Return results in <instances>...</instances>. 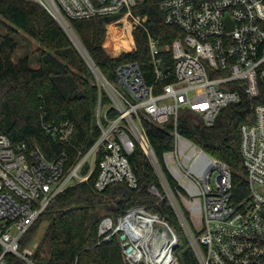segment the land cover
<instances>
[{
    "label": "built area",
    "instance_id": "built-area-1",
    "mask_svg": "<svg viewBox=\"0 0 264 264\" xmlns=\"http://www.w3.org/2000/svg\"><path fill=\"white\" fill-rule=\"evenodd\" d=\"M35 1L61 24L96 77L100 134L84 149L72 142L74 128L69 122L43 123L51 137L76 150L72 161L66 149L50 159L40 148L27 151L15 145L0 130V264H8V253L26 264H39L33 250L22 248L21 239L58 195L88 181L98 164V192L114 184L139 189L131 161L138 145L158 178L149 193L170 204L199 264H264V103L255 104V121L240 128L248 190L240 199L234 194L231 167L179 130L183 113L212 125L224 107L244 96L253 100L261 95L264 0H163L164 22L183 33L170 44H162L150 31L147 15L135 13L143 0ZM95 16L112 17L106 49L115 57L135 53V30L147 32L151 79L136 60L120 63L116 80L107 79L71 26L72 20ZM168 50L171 60L164 54ZM1 120L0 114V125ZM169 122L173 146L161 160L147 124L165 127ZM123 233L126 237L121 239ZM115 234L120 235L128 264H181L176 253L181 245L179 231L160 213L136 206L118 220L104 216L100 241Z\"/></svg>",
    "mask_w": 264,
    "mask_h": 264
},
{
    "label": "trees",
    "instance_id": "trees-1",
    "mask_svg": "<svg viewBox=\"0 0 264 264\" xmlns=\"http://www.w3.org/2000/svg\"><path fill=\"white\" fill-rule=\"evenodd\" d=\"M162 1L143 0L135 13L147 15L150 31L161 38L162 44H170L183 33L178 26L164 22L160 9ZM0 17L11 23L0 42V130L15 145L25 146L27 151L40 148L48 158L56 159L66 149L74 161L76 150L51 137L43 123L69 122L74 128L72 142L79 148L87 149L95 142L100 134L96 123L100 87L87 59L61 24L35 0H0ZM111 18L95 16L72 20L71 26L89 57L110 81L116 80L118 65L128 60L138 61L151 79L153 66L147 32L143 28L135 30V53L112 56L106 49ZM18 30L39 43L38 67L32 66L29 56L19 62L13 61L12 54L18 46L13 35ZM164 54L171 60L170 50ZM103 99L109 101L104 92ZM257 103H264L263 83L260 96L253 100L244 96L240 102L224 107L212 125L199 122L191 113H183L179 119V130L184 135L231 167L237 199L248 192L240 128L244 123L255 121ZM172 125L171 122L165 127L147 124L150 141L161 160L163 153L173 146ZM131 161L141 182L139 189L114 184L98 192L95 189L100 172L98 164L88 181L73 185L56 197L23 236L22 248L28 246L39 227L47 222L48 228L34 254L39 264H128L119 234L100 241L99 226L104 216L111 215L118 220L129 209L142 206L165 216L176 227L180 226L167 200L158 201L148 191L158 178L140 145ZM179 247L176 253L181 264H199L190 247L182 251ZM2 250L0 245V253ZM6 259L8 264H26L11 253Z\"/></svg>",
    "mask_w": 264,
    "mask_h": 264
},
{
    "label": "rangeland",
    "instance_id": "rangeland-1",
    "mask_svg": "<svg viewBox=\"0 0 264 264\" xmlns=\"http://www.w3.org/2000/svg\"><path fill=\"white\" fill-rule=\"evenodd\" d=\"M9 24L11 25V23L8 20L0 17V42L2 40L3 35L8 33ZM13 36L15 37V40L18 43L16 50L12 54L13 61L19 62L24 57L29 56L31 59L32 66L38 67L40 64L39 53L37 52V49L39 48V43L24 31L18 30V32H16ZM213 182L215 183V179L213 180ZM47 228H48V223L44 222L39 227V229L37 230L36 234L34 235V237L32 238L31 242L28 244L27 247L35 252L39 247ZM177 229L179 231L180 239H181V245L179 247L180 248L179 250L182 251L189 247V240L181 226H178Z\"/></svg>",
    "mask_w": 264,
    "mask_h": 264
},
{
    "label": "water",
    "instance_id": "water-1",
    "mask_svg": "<svg viewBox=\"0 0 264 264\" xmlns=\"http://www.w3.org/2000/svg\"><path fill=\"white\" fill-rule=\"evenodd\" d=\"M126 237V235L123 233L122 235H121V239H124Z\"/></svg>",
    "mask_w": 264,
    "mask_h": 264
}]
</instances>
